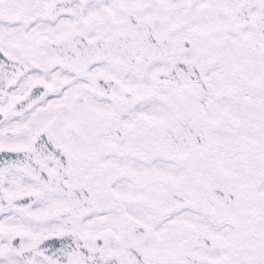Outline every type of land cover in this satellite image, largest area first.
I'll return each mask as SVG.
<instances>
[{
    "label": "snow or ice",
    "instance_id": "6c2138e0",
    "mask_svg": "<svg viewBox=\"0 0 264 264\" xmlns=\"http://www.w3.org/2000/svg\"><path fill=\"white\" fill-rule=\"evenodd\" d=\"M0 264H264V0H0Z\"/></svg>",
    "mask_w": 264,
    "mask_h": 264
}]
</instances>
